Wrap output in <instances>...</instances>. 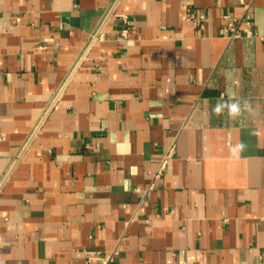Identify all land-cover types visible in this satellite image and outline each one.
<instances>
[{"label":"crops","instance_id":"crops-1","mask_svg":"<svg viewBox=\"0 0 264 264\" xmlns=\"http://www.w3.org/2000/svg\"><path fill=\"white\" fill-rule=\"evenodd\" d=\"M0 264H264V0H0Z\"/></svg>","mask_w":264,"mask_h":264},{"label":"built area","instance_id":"built-area-1","mask_svg":"<svg viewBox=\"0 0 264 264\" xmlns=\"http://www.w3.org/2000/svg\"><path fill=\"white\" fill-rule=\"evenodd\" d=\"M191 17H195V15L192 14ZM203 17H204V16L201 15V16H200V19H197L196 22H197L198 24H201V21H202ZM246 23H247V27H246L245 31H246L248 34H251V33H252V31H251V27H252L251 24H252V23H251V18H250V16H247V17H246ZM124 34H125V35L127 34V30H124ZM164 162H165V161H164ZM110 258H111V257H109V256H106V257H102V256H93V257H91L92 260H97V259H99V260H102V261H104V262L109 261Z\"/></svg>","mask_w":264,"mask_h":264},{"label":"clouds","instance_id":"clouds-1","mask_svg":"<svg viewBox=\"0 0 264 264\" xmlns=\"http://www.w3.org/2000/svg\"><path fill=\"white\" fill-rule=\"evenodd\" d=\"M222 105L220 104H217L216 107L213 109L217 114H220L221 113V110H222ZM230 112L233 114V115H239V112H240V106L239 104H232L230 106ZM238 149L240 151L243 150V145H239L238 146Z\"/></svg>","mask_w":264,"mask_h":264}]
</instances>
